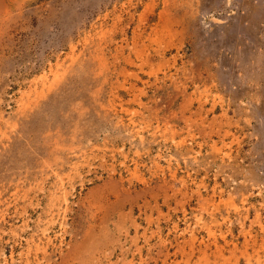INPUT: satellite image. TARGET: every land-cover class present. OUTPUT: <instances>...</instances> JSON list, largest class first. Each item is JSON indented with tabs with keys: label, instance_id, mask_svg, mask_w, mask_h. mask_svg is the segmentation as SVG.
<instances>
[{
	"label": "rangeland",
	"instance_id": "374dc122",
	"mask_svg": "<svg viewBox=\"0 0 264 264\" xmlns=\"http://www.w3.org/2000/svg\"><path fill=\"white\" fill-rule=\"evenodd\" d=\"M0 264H264V0H0Z\"/></svg>",
	"mask_w": 264,
	"mask_h": 264
}]
</instances>
